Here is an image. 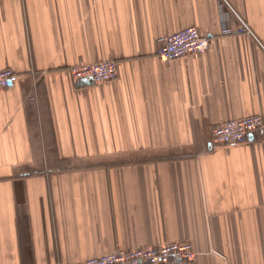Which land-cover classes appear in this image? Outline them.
<instances>
[{"label": "crops", "instance_id": "0c3cea01", "mask_svg": "<svg viewBox=\"0 0 264 264\" xmlns=\"http://www.w3.org/2000/svg\"><path fill=\"white\" fill-rule=\"evenodd\" d=\"M235 12L256 38L222 35ZM188 27L209 51L162 62L159 41ZM108 60L114 82L72 80ZM7 68L0 264L186 242L197 260L171 264H264V129L213 143L228 121L264 119V0H0Z\"/></svg>", "mask_w": 264, "mask_h": 264}, {"label": "built area", "instance_id": "2783aa9c", "mask_svg": "<svg viewBox=\"0 0 264 264\" xmlns=\"http://www.w3.org/2000/svg\"><path fill=\"white\" fill-rule=\"evenodd\" d=\"M225 3L227 4L226 1ZM235 16L239 26L233 29L223 23L222 35L256 38L246 20L236 12ZM159 43L161 47L158 50V58L165 63L189 56H203L210 48V39L203 36L196 27L185 28L162 38ZM69 72L76 83L91 82L99 85L114 82L119 75V65L115 60H108L97 64L73 66ZM19 80L20 76L10 68L0 71V91L12 88L18 84ZM263 129L264 119L260 115L231 120L214 129L213 143L220 146H240L245 144L252 134ZM198 255L194 244L186 242L118 251L112 255L91 258L74 264H171L177 261L192 263L197 260Z\"/></svg>", "mask_w": 264, "mask_h": 264}, {"label": "water", "instance_id": "95a60500", "mask_svg": "<svg viewBox=\"0 0 264 264\" xmlns=\"http://www.w3.org/2000/svg\"><path fill=\"white\" fill-rule=\"evenodd\" d=\"M90 84H92V83L90 82Z\"/></svg>", "mask_w": 264, "mask_h": 264}]
</instances>
